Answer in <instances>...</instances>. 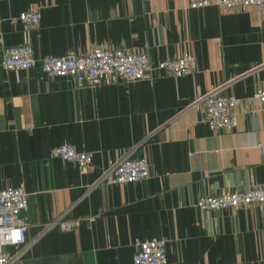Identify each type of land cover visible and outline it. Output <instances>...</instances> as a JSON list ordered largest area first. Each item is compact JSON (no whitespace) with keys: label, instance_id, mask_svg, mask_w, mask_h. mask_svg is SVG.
<instances>
[{"label":"crops","instance_id":"1","mask_svg":"<svg viewBox=\"0 0 264 264\" xmlns=\"http://www.w3.org/2000/svg\"><path fill=\"white\" fill-rule=\"evenodd\" d=\"M193 0H0L3 45L29 43L35 56L95 49L146 52L148 76L110 75L79 86L39 67L7 70L0 46V189L23 185L26 243L4 245L12 264H133L138 240L164 239L168 264H264V204L201 210L198 199L264 185V17L227 13ZM37 11L38 25L19 15ZM191 52L194 73L158 70ZM222 87L241 100L230 130H212L193 101ZM71 143L93 151L83 171L50 158ZM132 151L151 165L147 179L98 182L111 160ZM70 231L46 228L58 216Z\"/></svg>","mask_w":264,"mask_h":264},{"label":"built area","instance_id":"2","mask_svg":"<svg viewBox=\"0 0 264 264\" xmlns=\"http://www.w3.org/2000/svg\"><path fill=\"white\" fill-rule=\"evenodd\" d=\"M216 5L227 13L256 9L264 17V0H193L192 8ZM25 25H38L41 15L37 11H24L18 18ZM0 46H3L1 65L7 70H28L39 67L43 77L70 76L79 86H95L114 74L127 81H138L148 76L150 60L146 52L124 49H95L85 54L71 53L62 56H46L38 59L31 44L3 45V19L0 16ZM183 76L194 73L197 59L191 52L160 61L156 67ZM222 87L197 97L192 106L201 111L212 130H230L238 121L237 109L241 100L234 95L221 93ZM254 98L264 103V87L259 88ZM258 146L264 149L262 142ZM50 158L60 157L78 165L83 171L94 158L93 151H79L74 144L62 143L53 147ZM151 165L146 157L134 158L132 151L123 157L111 160L102 172L98 182L125 184L147 179ZM254 204H264V185H255L246 190L222 191L219 194L205 195L196 205L201 210H220L239 208ZM29 205V194L23 185L0 189V264H12L21 252L12 254L4 245H23L26 243L27 222L23 213ZM81 224L79 219H66L64 214L46 225H58L61 230L70 231ZM138 249L133 264H168L167 247L164 239L138 240Z\"/></svg>","mask_w":264,"mask_h":264}]
</instances>
